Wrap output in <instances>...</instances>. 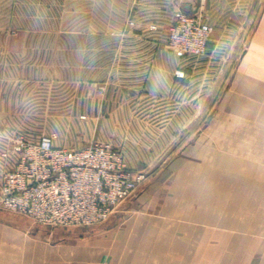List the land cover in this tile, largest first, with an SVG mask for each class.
<instances>
[{"label":"crops","instance_id":"obj_1","mask_svg":"<svg viewBox=\"0 0 264 264\" xmlns=\"http://www.w3.org/2000/svg\"><path fill=\"white\" fill-rule=\"evenodd\" d=\"M89 1L91 5L113 3ZM121 1L129 7L130 16L135 3ZM4 2L0 0V11L18 10L13 0L8 8ZM67 2L29 0L27 10L42 6L46 10L42 19H48L54 6L58 20H63ZM73 4L78 7L82 0ZM177 5L187 13H207L212 32L204 55L179 56L166 43L167 25L148 23L144 17L135 26L124 25L118 35L73 39L74 60L84 59L82 53L88 52L90 69L94 68L89 75L112 80L97 104L76 88L79 96L73 106H120L121 113L105 110L98 136L110 138L111 122L121 123L126 132L140 130L138 140L150 132L143 136L155 140V147L137 141L132 152L124 150L123 155L130 168L152 174L114 209L106 223L44 247L42 260L32 264H264V0H180ZM48 29L43 22L39 37L0 35V129L13 122L12 106L24 97L29 77L49 76L38 61L50 59V44L58 59L57 101H66V64L60 61L65 60L66 41L71 39L50 37ZM15 60L27 61L29 72L18 71L21 64L15 66ZM176 69L183 70L184 76H176ZM78 70L74 64V75L81 74ZM216 86L221 91L212 103ZM113 92L122 93V100L114 99ZM141 96L153 99L144 102V111L136 112L141 101L132 98ZM195 122L200 125L201 143L191 146V158L186 146L184 178L178 163L156 168L152 155H161L163 142L176 140L183 131L194 137ZM116 130L117 126L113 133ZM6 137L0 155L8 147ZM227 141H232V148ZM151 147L156 148L154 152ZM227 155L233 156L232 162ZM1 157L5 165H0V171L12 166L16 154Z\"/></svg>","mask_w":264,"mask_h":264},{"label":"rangeland","instance_id":"obj_2","mask_svg":"<svg viewBox=\"0 0 264 264\" xmlns=\"http://www.w3.org/2000/svg\"><path fill=\"white\" fill-rule=\"evenodd\" d=\"M67 1L63 20H58V11H56V7L54 6H50L49 8L48 19H42L46 10L40 9L42 6H40L37 11L33 10L32 12L27 10L29 0H13L14 7L18 9L17 11H0V35L18 38L39 37L41 36V25L43 22H46L49 26L48 30L50 37L57 38L58 36H65L67 40L68 38L71 39L66 41L67 51L65 60L60 61V63L66 64L65 84L67 97L65 103L63 101L58 103L57 101L58 88L56 86L58 80V59L56 50H53V45L50 44V59L38 61L40 62L38 64L39 67L42 66L43 69L49 70V76L29 77L32 78V80H29L27 85H25L28 90L24 97L19 100V104L15 102L14 106H12L13 108L11 109L10 115L12 116L13 122L1 125L0 148L6 140V134L15 131H21L24 137L30 141H35L42 134L54 133L56 139L55 144L66 143L72 147L83 146L93 140L107 141L116 146L122 152V155L124 150L126 152H132L133 143L137 141L149 142L148 144L153 143L154 146L152 147H155V140H149L143 136L150 132H144L141 135L142 139L138 140L136 138H138L137 135L140 130L137 129L135 131L136 133L132 132V130L126 132L125 127H121V123L116 125L117 130L114 133L113 128L116 126L112 122L109 124L111 129L110 138L103 139L101 138L102 136H98L105 110L107 114H113L115 112L121 113L122 108H120V106L117 108L110 107L108 109L98 108L97 106L93 108L91 106H73L74 100L79 96L78 92L74 93L76 88L77 90L83 89L86 92L84 93L85 98H87V100H97V104L98 100L104 97L108 85L112 83L109 82L112 81L110 80L111 77L105 75H89L90 70H94V68L90 69L88 52L82 53L84 59L74 60V54L72 52L74 48L73 39L80 37L90 38L95 36L118 35L120 34V30L124 28V25L135 26L137 20L139 21L142 17H144V20L148 21V23L151 20H155L154 23L158 22L161 25L165 24L167 25L166 28H168V25L173 21L175 11L179 9V5L177 4L180 0H145L146 2L143 4L137 3L138 0H134L135 2L130 0V6L133 3H135L133 5H136L134 6L136 13L135 9L134 11L132 9L130 16L128 13L129 7H127L125 2L122 4L121 0H113L111 4L97 2L94 3V5H91L92 3L89 0H82V4L78 7H74V0ZM4 3H7V5L3 7L8 8V4L11 2L7 0V2ZM173 7H175V9H173ZM36 8L37 5H35V9ZM77 8L79 10H77ZM172 9L173 11L171 13ZM154 23H150L149 25ZM177 54L181 57L185 56L178 52ZM13 62L15 66L19 65V63L21 64L18 71L29 72V65L25 64L27 61L15 60ZM74 64H78L80 75H74ZM14 71H16V69H14ZM32 82L34 83L33 87L32 84H30ZM220 91L221 86H219V88L216 86L215 90L211 92L210 100L212 103L217 101ZM47 93H49V101L47 99ZM122 96L120 92H113V98L118 101L122 100ZM132 99H137V102L139 100L141 101L137 104L135 111L142 112L144 111V102L152 101L153 98L141 96L140 98L133 97ZM148 111H150L149 108ZM152 111L154 112V110ZM102 126L104 125L102 124ZM142 126L145 127L146 125L143 124ZM147 126L152 128L151 125ZM153 127L158 129L160 125H153ZM193 127L194 137H190L189 135L187 137L183 131L176 140L163 142L161 155H152L156 168L166 164L178 163L180 166L179 171H183L184 178L186 173L184 171L185 164L187 163V159L192 156L191 146L193 144L197 145L199 142L201 143L197 135L200 125H197L195 122ZM231 143L232 141H227V145L232 148L233 143ZM186 146H189L188 158ZM152 147L150 148V152H154L156 149ZM196 148L194 149V153L199 151L198 146ZM1 156L6 155H0V165L3 166L5 160L2 159ZM226 158L231 160V162L233 161L232 155H227ZM199 162H202V159ZM3 170L6 169H1V171ZM133 170L145 171L146 177L152 174L146 169ZM177 175L178 173H176L175 178H178ZM107 220L90 226L72 225L63 227L58 225H46L33 220L29 216L6 209L0 205V264H32V261H40L42 260V251L44 247L58 244L64 240L65 236L70 234L84 233L90 228L101 226L106 223Z\"/></svg>","mask_w":264,"mask_h":264},{"label":"built area","instance_id":"obj_3","mask_svg":"<svg viewBox=\"0 0 264 264\" xmlns=\"http://www.w3.org/2000/svg\"><path fill=\"white\" fill-rule=\"evenodd\" d=\"M207 18L202 10L177 9L168 27V47L184 55H204L212 32ZM174 74L183 77L184 71ZM6 138L2 155L15 153L16 158L0 172V205L42 224L90 226L105 221L146 177L145 171L129 168L122 152L107 141L72 147L56 145L54 133L35 141L17 132Z\"/></svg>","mask_w":264,"mask_h":264}]
</instances>
